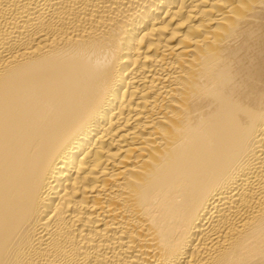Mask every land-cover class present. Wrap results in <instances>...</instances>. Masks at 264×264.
I'll use <instances>...</instances> for the list:
<instances>
[{
	"label": "bare ground",
	"instance_id": "obj_1",
	"mask_svg": "<svg viewBox=\"0 0 264 264\" xmlns=\"http://www.w3.org/2000/svg\"><path fill=\"white\" fill-rule=\"evenodd\" d=\"M0 264H264V0H0Z\"/></svg>",
	"mask_w": 264,
	"mask_h": 264
}]
</instances>
